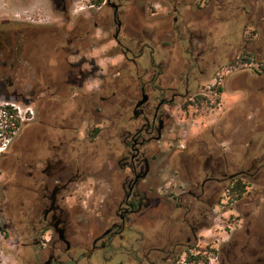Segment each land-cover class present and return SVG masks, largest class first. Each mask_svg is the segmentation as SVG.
Returning <instances> with one entry per match:
<instances>
[{
	"label": "rangeland",
	"instance_id": "1",
	"mask_svg": "<svg viewBox=\"0 0 264 264\" xmlns=\"http://www.w3.org/2000/svg\"><path fill=\"white\" fill-rule=\"evenodd\" d=\"M107 1L0 0V108L13 107L21 120L14 138L0 147V264L35 263L20 257L13 162L23 150L30 154L40 145L41 135L50 138L47 125L68 126L71 119L80 126L73 146L81 153L72 160H79L81 169L86 160V174L72 186L69 205L79 214L75 220L88 225L97 222L103 189L112 179V165L106 163L111 139L97 140L95 130L101 123L110 136L111 123L105 119L126 106L127 86L135 91L151 81L146 90L152 104L159 96L173 101L165 106L169 122L161 143L149 147L153 187L175 188L177 170L183 169L179 151L184 146L190 151L194 137L208 127L222 132L227 126L237 145L233 151L242 154L240 144L255 143L261 135L264 96L255 88L243 100L235 94L234 80L249 70L264 84V0H112L121 6L117 24ZM32 39L39 49L28 56L23 43ZM257 150H249V159ZM239 201L232 198L225 216L217 213L215 225L202 232L183 259L224 262L221 247L230 237H244L245 211L234 207ZM113 260L92 264L132 263L125 249Z\"/></svg>",
	"mask_w": 264,
	"mask_h": 264
},
{
	"label": "flooded vegetation",
	"instance_id": "2",
	"mask_svg": "<svg viewBox=\"0 0 264 264\" xmlns=\"http://www.w3.org/2000/svg\"><path fill=\"white\" fill-rule=\"evenodd\" d=\"M107 4L114 10L117 24L121 6L112 0ZM115 40L122 45L118 38ZM249 72L234 80L239 86L235 94H241L243 100L255 88L264 96V84L257 83L258 78ZM150 84L140 83L135 91L127 86L126 106L116 108L110 119L100 117L111 123L110 136L104 135L101 123L95 133L97 140L111 139L106 163L112 165V179L103 189L106 196L96 210L95 224L75 220L79 214L69 205L72 186L86 174L87 164L85 156L81 158L85 160L82 169L77 166L79 160H72L81 153L73 146L80 127L76 120L70 119L68 126L47 125L50 138L39 137L43 146L38 144L30 154L23 150L13 162L21 259L29 256L34 264H92L96 259L114 261L120 249H125L131 264H182L183 256L192 252L191 246L199 242L202 232L215 225L217 213L225 216L230 201L238 196L240 201L234 207L245 211L241 220L244 237H230L225 242L220 249L222 264H264V134L255 143H241L242 154L233 151L237 145H233L227 126L222 132L208 127L194 137L190 151L188 146L179 151L183 169L177 170L175 188L163 190L167 184L153 187L149 147L161 143L169 122L165 106L173 101L159 96L152 104L146 90ZM254 149L258 155L249 159V150ZM184 183L186 190L181 188ZM236 184L242 187L241 194L233 191ZM249 184L256 197L249 195ZM80 213L83 215L82 209Z\"/></svg>",
	"mask_w": 264,
	"mask_h": 264
},
{
	"label": "trees",
	"instance_id": "3",
	"mask_svg": "<svg viewBox=\"0 0 264 264\" xmlns=\"http://www.w3.org/2000/svg\"><path fill=\"white\" fill-rule=\"evenodd\" d=\"M35 39H32L31 41H25L23 43L24 45V53L28 56L32 55L34 51H36L38 46L35 47L34 42ZM246 63L248 61H245ZM220 89V88H219ZM222 92V89L219 90ZM4 122V123H2ZM20 117L17 113V110H15L13 107L7 105L2 108H0V147H3L5 143L4 140H12L14 138V135L17 133V131L20 129ZM7 145H5L6 147ZM233 191L236 194H241V186L239 184H236L233 188ZM200 257L196 258V260L199 261Z\"/></svg>",
	"mask_w": 264,
	"mask_h": 264
},
{
	"label": "built area",
	"instance_id": "4",
	"mask_svg": "<svg viewBox=\"0 0 264 264\" xmlns=\"http://www.w3.org/2000/svg\"><path fill=\"white\" fill-rule=\"evenodd\" d=\"M182 264H201L199 263L196 258H192V260L190 261L189 259H183L182 260Z\"/></svg>",
	"mask_w": 264,
	"mask_h": 264
},
{
	"label": "crops",
	"instance_id": "5",
	"mask_svg": "<svg viewBox=\"0 0 264 264\" xmlns=\"http://www.w3.org/2000/svg\"><path fill=\"white\" fill-rule=\"evenodd\" d=\"M233 97H234V99H236V100H234L235 102H237V101H239V99L240 98H237L236 96L237 95H232ZM258 132V131H257ZM260 132V134L262 135V134H264V127L261 129V131H259ZM260 134H258V135H260Z\"/></svg>",
	"mask_w": 264,
	"mask_h": 264
}]
</instances>
